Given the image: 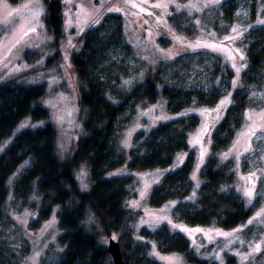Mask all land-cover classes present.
I'll return each mask as SVG.
<instances>
[{
  "label": "trees",
  "instance_id": "1",
  "mask_svg": "<svg viewBox=\"0 0 264 264\" xmlns=\"http://www.w3.org/2000/svg\"><path fill=\"white\" fill-rule=\"evenodd\" d=\"M42 2L44 22L54 51L47 60L49 65L59 62L62 57L61 45L65 37L63 2ZM256 5V2L252 3L251 21ZM225 17L227 24L218 29L221 33H225L233 23L229 13ZM174 18L176 28L192 32L191 23L183 16L175 15ZM123 26L121 15H106L98 25L79 37V45L71 53V67L78 78L83 132L67 159H61L57 154V131L50 122L40 127H24L5 146L22 122L28 118L31 121L46 120L49 112L41 104L47 93L45 83L28 85L14 80L0 83V149L4 147L0 151V264H19L18 255L8 247L3 237V226L10 220L9 204L15 205L17 210L36 207L38 213L31 223L32 228H38L56 213L61 230L58 242L63 249L55 264H113L107 246L101 244L96 234L84 224L89 209L104 234L109 238L117 234L125 264H161L147 255L152 240L164 252L176 251L189 262L207 264L208 261L191 253L184 236L173 235L166 226L156 232L141 228L138 231L141 239L135 236L134 223L138 212L127 206L133 186L132 175H110V171L121 166L131 171L168 169L152 185L148 201L152 207H160L170 200H177L174 213L186 224H215L224 229H234L250 217L252 209L229 187L234 182L233 171L220 163L218 154L231 145L243 123L246 109L264 106L263 100L257 106L255 100L249 98L253 89L264 88V28L253 29L255 34L250 35L246 42L247 65L237 83H234L233 72L219 55L215 56L214 67L208 72V89L203 91L177 85L178 69L167 77L164 75L166 67L162 64L145 68L146 62L140 61L131 72H125V76L137 80L145 68L143 79L126 94L127 90H114L106 78L107 54L112 47L123 42ZM26 56L29 61L39 58L36 51L26 52ZM216 83L221 89H217ZM140 88H143L140 98L147 102L164 101L167 110L174 114L189 111L196 105L213 106L222 95L231 98L224 118L212 133V155L203 167V182L193 199H187L193 189L191 176L196 164V153L189 137L200 125L196 113L189 111L160 121L145 136L139 134L141 139L127 156L116 157V122L126 110L131 96ZM180 153L184 155L182 161L173 166ZM81 164H86L89 171L91 185L87 191L80 189L75 176V170ZM34 195L37 201L32 200ZM140 253L143 255L139 257ZM141 257L147 262H143ZM234 262V258L229 257L226 264Z\"/></svg>",
  "mask_w": 264,
  "mask_h": 264
},
{
  "label": "rangeland",
  "instance_id": "2",
  "mask_svg": "<svg viewBox=\"0 0 264 264\" xmlns=\"http://www.w3.org/2000/svg\"><path fill=\"white\" fill-rule=\"evenodd\" d=\"M62 2L65 33L61 45L62 57L59 62L48 65L47 60L53 56L54 51L50 46L52 39L44 22L45 9L42 0H0V83L9 80L28 85L45 83L47 93L41 104L49 112L46 120L31 121L28 118L22 122L5 146L24 127H40L45 122H50L57 131L56 151L61 159L72 155L83 132L78 104V78L71 67L70 56L79 45V37L87 29L98 25L106 15L115 13L123 18L124 40L112 47L107 54L106 78L114 90H127L126 94L143 79L147 66L154 67L159 63L166 67L167 72L164 75L167 77L172 76L173 70L178 69L175 77L177 85L185 89H208V72L214 67L216 55L223 58L237 83L247 65L246 42L250 35L255 34L253 29L264 28V0ZM254 2L257 10L251 21ZM227 13L233 23L225 33H221L218 29L219 26L227 24ZM175 15H181L190 22L192 32L176 28ZM213 45L215 48L211 47ZM29 51H36L39 58L29 61L26 56ZM140 61H145L147 65L141 70L139 78L134 80L132 76H125V72H131ZM216 84L217 89H221L220 84ZM142 89H137L136 94L131 96L126 110L119 115L116 122V157L127 156L141 139L139 134L145 136L160 121L189 111L196 113L200 118V125L189 137V143L196 153V164L191 176L193 189L187 199H193L203 182V167L212 155V133L224 118L231 98L229 95H222L213 106L196 105L189 111L174 114L167 110L164 101L147 102L140 98ZM250 97L258 106L264 101V88L253 89L249 93ZM225 100L227 103L221 105V101ZM242 120L231 145L224 152H219L218 158L220 163L229 166L233 171L234 182L229 187L252 209L250 217L234 229H224L215 224H186L174 213L177 200H170L160 207H152L148 201L152 185L168 169L131 171L121 166L110 171V175H132L133 186L127 206L138 212L134 223L136 237L139 236L138 231L141 228L156 232L166 226L173 235L184 236L191 253L208 261L207 264H226L229 257L234 258V264L264 262V106H249L243 113ZM202 151L204 154L201 158ZM183 157L180 153L173 166H177ZM75 176L80 189L89 190L91 181L86 164L76 168ZM248 189L252 190L251 198L244 194ZM32 200L37 201V196L34 195ZM8 213L10 220L3 226V237L8 247L18 255L19 264H55L63 249L58 242L61 230L56 213L44 220L38 228L31 227L38 213L35 206L17 210L15 205L9 204ZM84 224L89 231L96 234L101 244L108 245L109 236L104 234L90 209L86 213ZM112 236L117 238V234ZM141 255L143 254L138 256ZM147 255L161 264H196L189 262L179 252L162 251L153 240L150 241ZM141 259L147 262L145 258Z\"/></svg>",
  "mask_w": 264,
  "mask_h": 264
},
{
  "label": "water",
  "instance_id": "3",
  "mask_svg": "<svg viewBox=\"0 0 264 264\" xmlns=\"http://www.w3.org/2000/svg\"><path fill=\"white\" fill-rule=\"evenodd\" d=\"M107 250L110 253L113 264H125L122 248L118 240L110 237Z\"/></svg>",
  "mask_w": 264,
  "mask_h": 264
},
{
  "label": "snow or ice",
  "instance_id": "4",
  "mask_svg": "<svg viewBox=\"0 0 264 264\" xmlns=\"http://www.w3.org/2000/svg\"><path fill=\"white\" fill-rule=\"evenodd\" d=\"M32 31H35V29H32ZM233 31H236L235 29H233ZM211 47H214L215 48V46L213 45V46H211ZM241 59H243V57L241 56ZM237 72H239V69H237ZM235 83V82H234ZM227 103V100H225V101H221V105H224V104H226ZM219 107V106H218ZM205 131H206V128H205ZM203 151H202V153H201V158L203 157ZM246 196H248L249 198H251V196H252V190L251 189H248V190H246L245 191V193H244ZM257 215H260L259 213L257 214ZM252 221H249V223H251ZM197 231H199V230H197ZM236 231H239V229H237ZM224 235H228V234H224ZM113 239H115V237H113ZM258 248H259V246H257V250H258Z\"/></svg>",
  "mask_w": 264,
  "mask_h": 264
}]
</instances>
